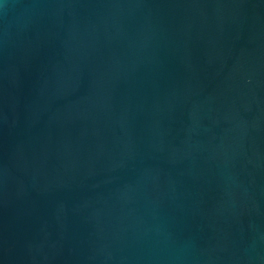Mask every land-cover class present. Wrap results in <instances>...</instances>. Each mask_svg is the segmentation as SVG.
<instances>
[{"label":"water","instance_id":"1","mask_svg":"<svg viewBox=\"0 0 264 264\" xmlns=\"http://www.w3.org/2000/svg\"><path fill=\"white\" fill-rule=\"evenodd\" d=\"M0 264H264V0H0Z\"/></svg>","mask_w":264,"mask_h":264}]
</instances>
